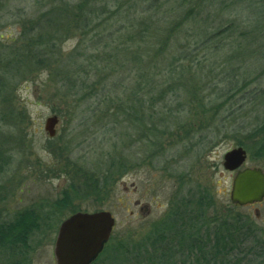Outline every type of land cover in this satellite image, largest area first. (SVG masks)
Wrapping results in <instances>:
<instances>
[{
	"label": "rangeland",
	"instance_id": "obj_1",
	"mask_svg": "<svg viewBox=\"0 0 264 264\" xmlns=\"http://www.w3.org/2000/svg\"><path fill=\"white\" fill-rule=\"evenodd\" d=\"M65 1L0 0V223L22 212L47 220L27 264H56L53 228L76 213L110 212L111 246L141 242L182 198L208 194V216L224 218L235 176L224 156L253 144L264 127V0H160L161 10L148 14L144 0H108L118 16L104 31L109 40L91 29L41 43L53 34L27 35ZM150 16L158 38L170 42L164 56L154 55L156 38L153 51L137 35ZM224 29L225 45H201L203 30ZM31 40L39 52L32 58ZM179 56L186 61L174 72ZM53 116L59 124L50 138ZM121 155L126 161L112 165ZM246 168L264 171V162L248 153ZM233 207L264 235V202Z\"/></svg>",
	"mask_w": 264,
	"mask_h": 264
},
{
	"label": "trees",
	"instance_id": "obj_2",
	"mask_svg": "<svg viewBox=\"0 0 264 264\" xmlns=\"http://www.w3.org/2000/svg\"><path fill=\"white\" fill-rule=\"evenodd\" d=\"M144 2V13L148 14L155 9L161 10L160 0H144ZM65 3L67 5L61 3L60 7L51 8L48 13L43 14L35 24L36 28L33 26L27 35H31L32 31L36 33L44 29L47 35L53 34L38 41L41 43L51 39L54 34L60 35L65 29L70 31L91 29V31H96L95 35L102 34L108 39L107 34L104 33L110 27L108 23H116L118 20V16L115 17L117 13L111 9L108 0H101V2L82 0L72 6L67 1ZM181 9H184L183 6ZM184 18H187V14ZM187 19L183 23L189 21ZM93 23L95 24L93 25ZM142 23L140 26L144 29L137 35L144 36L145 39L147 37L149 40L144 43L148 45L147 42H149L151 46V40L156 38L159 49H156L154 55L155 57L164 56L167 52V49L164 48L170 47V42L158 38V32L153 31L154 28L159 30L158 21H154V16H150L147 21L144 20ZM147 31L149 35H146ZM34 36L35 34L31 37ZM39 37L43 36L39 35ZM224 37L225 29L214 35L207 34L205 30L198 34L202 46L214 45L216 48L225 45L222 40H218ZM126 39L127 41H129L128 39L136 40L134 35H128ZM31 41L33 42L28 43L25 50L30 53L32 58L39 55V52L37 44L34 45L36 42ZM155 47L152 46L150 50L154 51ZM33 48L37 50V53L34 54ZM127 50L129 51V49ZM183 57L179 56L170 62V66L176 68L174 72L177 70L179 62L186 61ZM40 63L42 61H39L37 65ZM141 63L138 62L136 65L140 67ZM183 64H179V68H182ZM134 68L137 76L141 78L140 69ZM151 80L153 79L151 78ZM141 88L142 85H137L133 93L137 94L142 90ZM256 130H258V134L255 142L251 145H241L251 155V158L264 162V127H259ZM120 157L116 160L126 161L124 155ZM116 160L112 165L118 162ZM5 163L6 159L0 150V173L3 172ZM124 165L127 163L123 162L122 166ZM60 205L67 207L68 204L66 200H62ZM212 206L208 194L201 195L197 199L185 200L182 198L169 211L164 221L156 225L141 242L133 246L130 244H117L116 246L107 244L92 264H264V235L251 217L239 213L232 214L234 205L229 206L224 218L214 213L208 216V210ZM45 223L47 220L40 221L32 212H22L13 221L1 222L0 264H27L26 258L33 252L34 234L39 232L42 228L41 224ZM58 228L59 226L54 227L53 231L57 232ZM110 251L112 252L110 253Z\"/></svg>",
	"mask_w": 264,
	"mask_h": 264
},
{
	"label": "water",
	"instance_id": "obj_3",
	"mask_svg": "<svg viewBox=\"0 0 264 264\" xmlns=\"http://www.w3.org/2000/svg\"><path fill=\"white\" fill-rule=\"evenodd\" d=\"M59 124L57 116L46 120L45 131L55 137ZM248 159L247 151L238 147L224 156L223 167L235 173L230 193L231 204L246 207L264 202V171L261 168L241 170ZM116 225L107 211L76 213L64 220L54 244L56 264H92L110 241Z\"/></svg>",
	"mask_w": 264,
	"mask_h": 264
}]
</instances>
